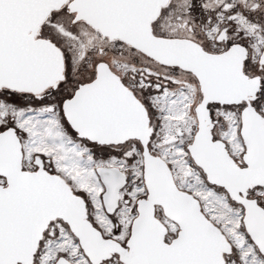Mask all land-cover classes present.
<instances>
[{"label":"snow or ice","instance_id":"obj_1","mask_svg":"<svg viewBox=\"0 0 264 264\" xmlns=\"http://www.w3.org/2000/svg\"><path fill=\"white\" fill-rule=\"evenodd\" d=\"M0 264H264V0H0Z\"/></svg>","mask_w":264,"mask_h":264}]
</instances>
